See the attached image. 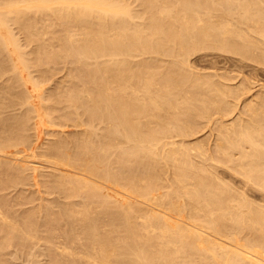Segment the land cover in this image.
I'll list each match as a JSON object with an SVG mask.
<instances>
[{
    "label": "bare ground",
    "instance_id": "6f19581e",
    "mask_svg": "<svg viewBox=\"0 0 264 264\" xmlns=\"http://www.w3.org/2000/svg\"><path fill=\"white\" fill-rule=\"evenodd\" d=\"M130 1H133V0H129V1L128 0H0V48L3 47L7 52H8L9 45H11V48H12L14 44L17 48H19L18 43H16L17 41L16 42L11 41L10 37H8L7 33L5 32L9 28V25H10L9 21L19 24L20 27L25 29L26 31L27 30L30 31L28 28H31L32 25L35 23L33 16L35 18L37 16H39V18L42 17L41 19L45 17L47 20V23L52 24V25L54 24V26L58 25L60 27V28L58 27L60 29L59 31L60 35L54 36L55 35L54 34L53 35L54 37L52 38V39H55V42L57 45H54L50 42H49L50 44L45 43L43 41L44 42L43 45L40 44L41 46H36L35 48L38 47V50H39V47H41V51L38 52V54L40 55L38 58L44 56L42 59H44L45 61H52V60H57L65 56L66 58L69 59L72 65L76 66L74 68H77V70H79L76 74L73 73L74 75L70 73L73 75L72 79L74 80L75 83L72 81L74 84L69 83L66 89H65L66 85L64 86V88L61 87L63 88V90L60 91L62 92L61 93L62 96H60L61 94L57 95L55 91L54 93L52 92L54 94L53 96L55 97L60 96L59 99L61 100L62 98L64 100V102H62L61 100L60 103H66V107L69 110V112H67V115L64 112L62 119H66V122L68 118H69V121L70 120L73 121V116L74 117L76 116L72 115L71 111H74V114L78 113V115H80L83 112L81 116L85 114V116L88 117L87 120L90 118V120H88L89 122L92 120L93 123L100 122L102 123V125L105 123L106 128L104 129V133L101 134V131H102L101 130L100 131L101 135L99 134L98 136V134L96 135L93 133L94 130L90 132V130L92 129L85 131L88 121L80 120V122L85 121L84 124L86 126L85 128L83 127L85 132L84 134H81L82 137L79 136L80 138H82L81 140L79 139V137L75 138L77 139V141L78 140L80 141L79 144L78 142L75 141L77 143V146H73V145H76V144H73L72 145L73 147L72 146L70 147L71 143L68 142L69 150L71 148H74V150L71 149L70 152H68L65 149V147L67 146L66 145L67 143H65V145L60 144L61 142H64L65 139L64 141L59 140L58 141L59 144L56 141L55 143H53L54 145H56L57 143L58 147L57 146L54 147V145L51 147L50 145V148H49L50 150L48 148L45 149V150L47 149L49 150V151L47 150V155L51 153L48 156H52L51 158L54 159L57 164L63 166V168L67 167L69 169L68 172L65 171L67 173V176L63 173V175H65L66 178L63 179V177L60 175L59 176L61 178L57 176H56L57 178L53 177V180H56L54 181L57 184L56 186H59L60 188L61 187L63 188L66 186L68 188V189L64 188L66 191L68 190V192L70 191L73 194L74 193H78V195L80 194V196L83 197L85 200V203L81 204V206L86 204V207H87V204L88 205L95 204L97 207H99V209L101 208L100 210H98L97 213H99V211L104 212V210L105 211L107 210V214H108L109 212L108 210H111L112 212L110 211V213L108 214L110 219H107V218L106 219L110 221L112 220V222L116 221L114 223L118 225L120 224L123 227L122 230L125 233V237L122 236L123 238L121 239L117 238L118 241L117 240L113 241L111 240V238H109V234L103 235L102 234L103 232L100 233L98 230V225H96V223H98L99 220L97 219L96 221L95 218L99 217L100 219V216L102 215L103 212H101L100 216L98 214L95 218L93 217L95 221L93 220V218L92 220L90 218V221H89V218H87V216L86 217L84 216L85 218H82L79 221L82 222V227H84V229L82 230L83 233L81 232L82 236H85L87 238L88 244L86 245L81 244L82 246H79V248L80 247L82 248V250H80V253H81L80 255H82L81 257L87 262V264H264V209L262 210L260 207H256L257 204H258L257 206H260V203H257V204L255 203V207L252 205V203L251 204L248 203V201L246 200L247 195L244 196L243 192L235 193L233 191H236V190L228 189V186H225L227 184L224 180L223 182H225V185H223L224 184L223 182H220V180H218L219 178H218L217 173H214L215 175L212 173L213 180H215L216 178L217 183L220 182L219 185H221L222 183L224 188L222 186L218 187L217 186L218 184H215L216 181L212 180L211 181L212 183H211L208 180V178L212 175L209 173L210 176L208 175L209 177L207 178L208 172L206 170V166L204 165L203 167V170L204 168L206 170L204 171V173L206 172L205 173L206 175H205L204 173H202L203 171L202 169L200 172L199 171L200 169L197 170L198 168H195L196 166L193 165L192 162L194 161L190 159L191 152L189 154V151H191L190 150L191 147H188L189 149H187L185 147V144H180L178 146V144L175 145L173 142H172L173 144L170 143L171 141L170 142L168 141V143L165 142L164 143L165 145L163 144L162 141H165V140H162V139L163 138L167 139L168 137L170 139L171 138L170 136L173 132H174L173 134L177 133V136H182L184 138L187 132L192 128V125L189 126V122L191 124V121L193 120L188 121V118H187L189 116L188 114H187L188 115L187 117H186V114H184L185 117L179 120V113H178L179 109H178V106L176 105L181 106L180 101L179 102L175 101L174 104L172 101H169L170 100L169 97L171 96V95L169 96V92H167L169 97L168 96H167L168 98L165 97V99L167 98V100L166 102H164L163 100L164 98L161 97L160 95L166 96L167 93L162 94L163 93L162 92L161 94H158V92L157 93L155 92V89L152 90V87H155L156 76H158L159 73H160L159 75H162V74L161 72H159L154 77V75H152L153 73H151L153 72V70H151L152 68H150L151 63L148 64L147 61L146 63L143 61H142L143 63H140L141 62L140 61L139 62L140 64H138V66L136 67L133 66L135 64L132 65L133 67L130 64L131 62L130 58H133L135 53H136L135 55H137L139 53L142 54V53L148 52L146 54L150 55V52H153L154 54L158 53L159 55L160 54L159 52H162L163 54L164 53H166L167 55L169 54L168 56H171V60H172L173 59L172 56L174 54L178 55L179 53H181L182 57L183 55L184 56L186 55L187 57L189 54L192 55L193 53H195V51H198V50L200 51L203 49L207 50L206 47L214 48V47L219 46L218 49L220 47H223L224 48L223 50L227 51L225 49L227 48L230 51V49H234L237 45H239L237 43L242 42V41L246 42V40L250 38L248 36L249 35L248 33H250L251 30L250 28H248L247 24H246L247 25L246 29H249L250 31L248 30L249 31L248 32L246 31V29L244 30L243 28L245 27V24L243 26L242 25L243 23L247 22L250 25V22H251V25L252 24L256 25L261 21V19L262 21L264 20V18H262L264 17V13H261L262 11H264L263 9L264 7L262 8L260 7L261 10L263 9L261 12L259 11L260 9L256 10L257 8L252 4L256 2V0L254 1L252 0L251 4H249L250 0H135V2H131V3ZM259 1H261V3ZM259 1L257 4L256 3L255 4L262 6V0H259ZM135 4L137 5L135 6ZM132 5H134L135 8ZM263 6H264V2H263ZM253 7H255V10L257 12L254 10H253L254 12H252L251 9ZM31 13L33 14L30 15ZM236 19L239 25L238 27L234 23L236 22ZM7 24H9L8 28H7ZM263 24H264V21L262 22V26ZM241 25L243 27H240ZM253 25L252 27H254ZM260 26H261V22L258 25L257 29H259ZM262 26L261 28L264 27ZM256 27L257 26H255L254 27L255 30L252 31V33L255 32L254 33L255 35H256V32L257 34H259L261 30L260 28L259 32L256 31ZM32 28L35 29L34 25ZM251 29L253 30V28ZM263 30L264 29H262V31ZM9 31L11 32V30ZM35 33L33 34L31 33V34L35 35ZM36 34L40 35V33H36ZM260 34L258 37L263 39V37L261 36H263L264 34H262L261 36ZM247 36L248 38H246ZM13 39L15 40V38ZM250 39L247 41L248 43L251 42ZM40 40L41 39L38 38V41ZM251 40L253 42V39ZM246 43H245L246 46L249 45ZM243 47H245L244 44H243ZM251 47L255 48V43H254V47L252 46V43H251ZM238 48L237 47L235 48L236 50L235 52H233V54L236 53ZM239 49H242V48H239ZM239 49H238V52L241 51ZM243 49H245L246 51V47ZM155 50H157L156 51L157 53L155 52ZM229 51H227V53ZM248 52L249 50L243 53L247 54ZM229 53H232V51ZM140 54L138 55L139 57H140ZM236 54L240 55L238 53ZM35 56L34 57L32 56V57L35 58ZM261 56H264V55L261 54ZM23 57H26V56H22V57L20 56L18 60L20 59L21 61L22 59L21 62L22 64H24V66H26L27 63L28 64L31 63V61L33 60V58L32 60L28 59L29 57L26 58L25 60V58ZM150 57L152 56L150 55ZM7 58L9 59V57ZM100 59L101 60L103 59V60L101 61ZM11 61L12 60H10L9 62ZM34 61L36 62V59ZM150 61L152 62L153 59L151 60L150 58ZM173 62H175V60ZM15 63L16 62H14L13 64L15 65ZM14 65H13V68L15 67V69L13 71L16 72L15 70L18 65L17 66H14ZM174 65L175 64H173V67H175ZM50 71L52 70L50 69ZM155 71L156 70H154V73H156L158 70L156 72ZM171 72L169 76L167 74L168 71H166V73L163 74L164 77H162V79L163 78L167 79V82L170 84L169 86H173V87H176L177 89L178 88L181 89V92L183 91V96H182L183 98L181 97L183 100L188 95V93H191L192 95L194 91L196 92V94L194 93V95H197L196 98L198 97V95L202 96L200 92H199L200 94L197 93L201 89L197 90V87H195L196 84L192 83L194 82L193 80L190 79L192 82L190 83V81H188L187 84H186L187 81L180 82V80L177 81L176 78L173 80L174 74L171 75ZM70 74H68V79L70 77ZM171 76H173L172 79L170 78ZM133 79H135L136 83H140L138 84V86L141 85L139 86L140 88H138L137 85L136 87L138 88L137 91L139 92H141L142 91L141 89H143L142 91L143 95H141L142 97H138L139 95L136 94L137 91L135 90L137 88L134 87L135 85L134 86L131 85V82ZM65 80H66V77H65ZM197 80L195 79L196 82ZM18 82L20 81L18 80ZM189 84H192V85L190 86ZM60 85H62V83ZM188 85L190 86L189 88L187 87ZM19 87H21V85L18 86V88ZM162 87L165 88L164 86H160L159 88L156 89V91H159V89L162 91L161 89ZM194 87L196 88V90L194 89ZM132 89L135 91H131L132 94L129 92V94L127 95L128 91ZM191 89L194 91H191ZM228 89L229 88H227V91L228 93H230L229 91L231 90L230 89L228 90ZM6 91H8V89ZM153 91L155 92V94L153 93ZM178 91H177V95L179 94ZM184 92L187 93V95L185 94L184 96ZM23 93L21 92L20 96H22ZM2 94L4 95L5 93L2 92ZM191 95H189L190 99L191 98L194 99L195 96L193 97L192 95L191 97ZM58 97H57V100H58ZM160 97L161 99L162 98L163 99L159 100ZM22 98L23 100L24 99L26 100L25 95L24 97L22 96ZM173 99H176V98L173 97ZM187 99L190 101L188 96H187ZM188 100H185V102L188 103ZM182 101L181 103L184 104V102ZM53 105L55 106V104ZM182 107L184 108V106ZM63 108H61V111ZM186 109L188 110V107ZM55 110H58V109H55ZM161 110H164V113L167 112V116L169 117L167 120L166 119L161 120L160 118L157 119L156 117L157 112L159 111L161 112ZM220 110H222L221 107H220ZM174 112H177L178 116L174 114ZM70 113L72 116L71 115L68 116ZM28 115L26 116V119H28L27 118L29 117ZM60 115L62 114L60 113ZM173 115H174V118L177 117L176 120H174ZM184 115L180 114V116H184ZM66 116L68 118H66ZM81 116H79L78 119H80ZM70 117L72 119H70ZM153 118H156L154 122L152 121ZM189 118H192V117L190 116ZM74 119L77 120V118H74ZM144 119H149V120L145 121ZM177 119H178L179 124L176 122L178 125H175L174 123L175 121H177ZM75 120L74 122H77V124L80 123L78 120L77 121ZM63 121L65 122V120ZM154 123H156L157 125H152ZM10 124H13V123H10ZM21 124L22 123L20 122V125ZM260 124H258V126H260ZM262 124L264 125V122H262ZM7 125H6V128H7ZM81 125L82 123H80V126ZM242 125H243V129L245 130H243L241 127L239 129L235 128V130L236 129L239 130V131L236 130L238 131L239 134L236 133L237 134L236 136L230 135L231 137L234 136V137L239 138V140H236V138L235 139L231 138L228 141L224 140V137L228 132V129L227 130L225 129L226 132L224 134V137H222L221 139H222V142L224 141L226 144L223 143L222 145L223 146L226 145V147H229V150L226 147H225L226 150H223L225 148L219 143L218 147H220L219 145H221V148L218 150L216 149V150L217 151L220 150L221 152V149H222V152L220 153L221 156H219L218 160H216L210 157L212 156V154L211 155L207 154L210 157V159L209 157L207 158L209 159L207 161L211 160L210 163L213 161H214L213 163L215 162L222 163V160H223L227 162L228 164H230L232 161H235V160H232V157H233L231 156L232 152L230 154L231 149L233 150L237 149L239 152L238 148H240L241 153L240 154L238 153L240 156L237 155L238 156L237 158H239L238 159L239 161H235L236 163L238 162L237 163L238 167H235V169L239 168L240 166V170L245 173L246 179L244 177L243 179H245V181L248 182L246 184L250 185L249 183H251V184L258 186V188L260 187L261 190H264V155L263 154L261 155L259 153V150H261L264 153L263 151L264 150V130H262L264 126L260 128L261 130H256L257 127L256 126L254 127L253 125L250 124L255 129H252V127H250L249 125V128H248L249 130H247L248 124H246V127L244 124H241V126ZM16 127L20 128L19 125ZM240 129H242L243 132L242 130L240 131ZM232 131H234V129ZM16 132L15 134H17ZM96 132L97 131H95V133ZM230 132L228 133L230 134ZM234 132H232L231 134H234ZM2 134L4 135V132ZM230 136L226 135V137H228L226 139H229ZM9 137H11V135ZM70 138H73V137L71 136ZM234 140H236L237 142H234ZM171 145L173 146L171 147ZM0 146L2 147L0 148V152H1L3 151L1 150L3 149V146L1 143H0ZM165 146H167L168 148L163 150ZM244 146H248L249 149L248 147H246L247 149L245 150L247 151L242 152L241 150L242 149L244 150ZM159 148L160 150L162 148L161 151L164 153V155L163 153L160 155ZM250 148H251V151H249ZM111 149H113L112 150L113 154L111 152ZM114 149L116 151H114ZM45 150H44V153L46 152ZM109 150L112 156L115 155L114 157H112L110 153L108 155ZM157 152H159V154ZM108 156H111V158H113L114 161H112L113 159L109 160ZM222 156H223L222 160L219 161L220 160L219 158H221ZM106 160L108 161L110 165H108V163L105 162ZM103 162H105L106 164ZM112 163L114 165H112ZM164 164H167L165 166L169 165V168L171 169L170 173L173 174V176L171 177V181H170L171 183L170 185H168L170 189L168 187H164L163 189L166 190V193L165 194L158 193L159 196L162 195L164 199L159 200L160 198L158 196V199L153 201V197H154L153 194L155 193L156 190H158L157 188L160 185L159 182L162 179L161 176L164 174L166 175V172L165 173L163 172L165 170ZM222 165H225V164L222 163ZM225 166L227 167V165ZM35 168L37 169V167ZM165 168L168 169V167H165ZM167 169L165 171H167ZM211 169H208V170H211ZM235 169H234V173L236 171ZM215 171L216 170H214V172ZM237 171L236 173L240 174L238 173L240 171L238 172ZM69 173L70 175L68 176ZM230 173H233V171L231 172L230 170ZM160 174L162 175L160 176ZM200 174H204L206 177L203 175H201L203 176L201 177ZM159 176L161 179H159ZM167 177L168 175L166 176V178ZM168 179L170 178H167V180ZM209 179H212V178H209ZM213 182H215L214 185H213ZM241 183H244V182H241ZM183 184H185L186 186H184ZM164 185H166V182ZM254 185H251V186H254ZM64 189H63V192H64ZM167 189H169L170 191L169 190L167 191ZM109 192L110 194L112 192V194L110 195ZM182 193L184 195L187 194L185 196L187 197L185 198V200L187 199L186 201L184 200L182 201V199L184 198L183 197L184 195ZM81 194H83V196ZM128 194L141 197L145 201L147 200L150 203L155 202L154 205H152L154 208L152 210L149 209L150 211H148L145 208L147 211H143V210H136L132 208L131 204H130L131 206L129 205L130 207L128 205H127L128 207L125 206L126 205L125 201L127 200V204H128L127 198L130 197ZM181 194L183 196H181ZM73 196H76V194ZM77 197L79 198V196ZM123 201L125 205L123 204ZM111 204H113L114 207H112L113 205ZM89 206L92 207L93 205H89ZM75 207H76V204H75ZM84 208H85V205H84ZM84 208L81 207V211ZM95 209L96 208L94 207V211H96ZM87 211H90V210L85 209V212ZM70 212L68 211V215L70 214L69 218L72 216L71 215L72 213ZM75 213H76L75 215H78L77 212ZM82 214H83V211L80 214V216H82ZM89 215H92V214H89ZM136 215H138L139 217L140 216L143 217L142 219L140 217V219L143 221V224L140 223V225L138 224L136 225V224L131 223V220L137 217ZM104 216L105 215H103V217ZM6 218L7 216L5 217V219ZM86 218L88 220H86ZM64 220H66V218H64ZM103 220L101 222H103ZM73 223L75 224V222ZM11 225L13 226V224ZM111 225H113V223ZM72 227L74 228L75 226L73 225L70 227L71 231H73ZM149 228L152 229V230L150 229L151 231H153L152 234H148ZM113 229L115 231L116 228H113ZM155 229L158 230L159 234H156L157 230L155 232ZM78 231L80 230H77V232ZM108 232L110 233V230ZM142 232L143 234L145 233L147 235L142 237L141 235H139ZM120 234H123V233H120ZM25 235H28V234L25 233ZM66 236L64 238H66ZM33 238L34 237H31V239ZM68 238H71V237H68ZM77 239H78L77 241L75 240L76 242H78L79 240L81 241L80 235L79 237H77ZM70 242L71 241H69V245L72 244ZM61 247H64V246L61 245ZM69 247L71 248L72 246H69ZM70 248H69V251L71 250ZM74 248L76 249V247ZM62 249L66 250L65 252L68 251L67 246H65ZM58 250L62 251L61 249H58ZM74 250H71V252ZM65 252H64V255L67 254ZM85 261L82 263H85Z\"/></svg>",
    "mask_w": 264,
    "mask_h": 264
},
{
    "label": "rangeland",
    "instance_id": "374dc122",
    "mask_svg": "<svg viewBox=\"0 0 264 264\" xmlns=\"http://www.w3.org/2000/svg\"><path fill=\"white\" fill-rule=\"evenodd\" d=\"M258 1L256 0V2L252 3V0H250L249 4L252 3L257 8L256 10L260 9L259 11L261 12L264 9L263 8L261 10V8L264 7L263 6L264 0H262V6L256 5L258 3ZM131 2H135V0L130 1V3ZM259 2L261 3V1H259ZM137 4H135V6ZM132 6L134 7V5H132ZM257 6H259V7H257ZM255 7H253L251 9L252 12L256 11ZM261 13H264V11H262ZM32 14L33 13H31L30 15H32ZM33 18L35 20V23L38 24L39 26L34 23L33 25H34L35 29L32 28L33 27V25H32L31 28H28L30 31H28V30L26 31L25 29L21 28L19 24L13 23L12 21H9L10 23L9 22L8 23L10 25L7 24V28H8V25H9L10 29L8 28L7 31H5V32L7 33V36L10 37L11 41H13V42L17 41L16 43H18V47L19 48H17L14 44H13L12 48H11V45L8 46V52L3 47L2 48L5 51L2 48H0V52H1L0 53V101L2 102V103L0 102V104H1L0 105V127H1L0 128L1 129L0 130V143L3 146V149H1L3 151L0 152V202L3 203V204L0 203V264H72V263L73 264H85V263L87 264V262L81 257L82 255H80L81 254L80 250H82V248L81 247L79 248V246H82L81 244H85V245L88 244V241H87V238L85 236H82V233H83L82 230L84 229V227H82V222H80L79 220L82 219V218H85L87 216V218H89V221H90V218L92 220V218L93 217L95 218L98 214L100 216L101 212H103V211H101V212L99 211V213H97L98 210H100L101 208L99 209V207H97L95 204H89V205H93L92 207L87 204V207L89 206L91 208H89V207L87 208L86 204H84L85 205V208H84V205L81 206V204L85 203V200H84L83 197L80 196V194L79 195H78V193H74L73 194L70 191L68 192V190L66 191L64 189V188L68 189L66 186L63 187V188L62 187L60 188L59 186H56L57 184L54 182L56 180H53V177L57 178V177L62 176L63 179H64V178H66V176H67L66 172H68L69 169L67 167H66L67 169L65 167L63 168V166L57 164L55 162V160L51 158L52 156H48V155L51 154L50 153L51 151L49 152L50 154L47 155V150L50 148V145H51V147L54 145L53 143H55V141L59 144V142H58L59 140L60 141H64V139H65V141L61 142L60 144L65 145V143H67L66 147L68 149L65 146L64 147H65V149L68 152H70V150L71 149L74 150V148H71L69 150V143H71L70 147L73 144H76V145H73V146H77L76 142H78V144H79L80 141L79 140L77 141V139H75V138H78L79 136L82 137L81 134H84V132L86 130L92 129V130H90V132H92L94 130L93 133L96 134V135L98 134V136H99L100 131L102 130L101 134L104 133V129L106 127H105V123L102 125V123H100V122H94L93 123L92 120L89 122L88 120H90V118L87 120L88 117L85 116V114L83 116H81V114L83 112L80 115H78V113L75 112L76 114H74V111L70 110L72 115L76 116V117L73 116V121L72 120L69 121V118L67 116H66V118H68L67 122H66V119H62L63 115H64V112L67 115V112H69V110L66 107V103H60L61 100H62V102H64V100L62 98H61V100L59 99L60 96H62V94H61L62 92H60V91L63 90L65 85H66V87H65V89H66L67 85H69V83H71V84L75 83L74 80L72 79L73 78L72 76L74 74H76L79 70H77V68H74L76 66L72 65V63L69 61V59L66 58L65 56H63L62 58H59L60 60L57 59V60H52V61H45L44 59H42L44 56L38 58L40 56L38 54V52L41 51V47H39V50H38V47L37 48H35V47L43 45L44 42L45 43H49L50 42V43H52L54 45H57L56 42H55V39H52V38L54 36H56V35H60L59 34L60 33L59 32L60 31L59 28L60 27L58 25H55L56 26L55 27L54 24L52 25V24L47 23V20H46L45 17L43 19H41L42 17L39 18V16H37L35 18L33 16ZM262 18H264V17H262ZM253 19H255V18H253ZM36 20L39 21V22H37ZM259 21H260V19H259ZM263 21L261 19V21H260L261 22V26H262V22ZM40 22L42 23L43 26L41 25ZM260 22L258 24H256V25L252 24L254 27L257 26L256 27V31H258V32H259V30L261 28V26H260L259 29H257L258 25L260 24ZM234 23H235V25H237V27L239 26L238 23H237V19H236V22H234ZM244 24H245V27L243 29L245 30L247 28L246 26L248 25V28H250V30H251L250 31L249 29H246V31H248V30L250 31V33H248L249 34L248 36L250 38L252 37L251 39H253V42L255 41L254 42L255 43V48L251 47V43H252L253 47H254V43L252 42V40L250 38H248V36L246 38H248V40L250 39V41H251L250 43L247 42L248 40H246L247 43L242 41L244 46L246 47V51L249 50L248 53H250V54L243 53V52H246L245 49H243L245 47H243L242 42L238 41L239 43H237V44H239V45H237L236 47L237 48L238 47L242 48L243 51H242V49L238 48L241 51L238 52V49H237L236 53L240 54L241 56L237 55L236 53L233 54V52H235V50H236L235 49L236 47L234 49H230V51L227 48H225L229 52L232 51V53H229V52L227 53V51L223 50L224 49L223 47H220L222 49H220V48L218 49L219 46L218 47H214V48L213 47H206L207 50L203 49V50H200V51L199 50L195 51V53H193L192 55L191 54H189V55L187 54L188 55L187 57H186V55L185 56L183 55V57H185V58L182 57L181 53L178 54L179 57H178V55L174 54L172 56V58H173L172 60L173 61L175 60V62H176L175 63V62H173L171 60V56H168L169 54L168 55L166 53L163 54L162 52H159V50H158V52L161 54V55L160 54L158 55V53L156 52L157 50H155V52L157 54H154L153 52H150V55L152 57H150L149 54H146L148 52L142 53V54L139 53L140 57L138 56L139 54L135 55L136 54L135 53L134 57L130 58V61L132 62V63L130 62V64H131V66L133 64H135L133 66L136 67L140 63H143V62L146 63V61H147L148 64L151 63L150 64V68H152L151 70H153V72H151V73H153L152 75H154V77H155L156 74H158L159 72H161V74H162V75H159L160 74L159 73L158 76H156L155 87H152V90L155 89V92L156 93L158 92V94H161L162 92H163L162 94H164V93L166 94L167 92H169V96L171 95L170 97L168 96V93H167L166 96L165 95H160V96L164 98V99L162 98L164 100V102H166L168 97L170 99V100L169 99L168 100L172 101L173 104H174L175 101L176 102L180 101L181 106L180 105H176V106H178V109H179L178 110L179 120L183 119V117H185L184 114H186V117L189 115L187 117L188 121L193 120V121H191V124L189 122V126L192 125V128L190 127L191 129L187 132V134L185 135L184 138L182 136H177V133L173 134L174 133L173 132L171 134V136H170L171 137L170 139L168 137L167 139H165V138L162 139V140H165V141L161 140L163 142V144L165 142L168 143V141L169 142L171 141L170 143L173 142L175 145L178 144V146L180 144H185V147L187 149H189L188 147H191V149H190L191 151H189V154L191 152L190 159L192 161H194L192 163H193L194 166H196L195 168H198L197 170L200 169L199 171L201 172V169L203 170V167L205 165L206 166V170L208 172L207 173V178L210 176V174L212 175V173L213 174L217 173L218 178H219L218 180H220V182H223V180H224L226 182V184H227V185H225V182H223L224 183L223 185L228 186V189L236 190V191H233L235 193L236 192H238V193L243 192L244 196L245 195L248 196V197L246 196V198H247L246 200L248 201V203H250V204L252 203V205L254 207H255V203L256 204L260 203V206H257L258 205L257 204L256 207H260L263 210L264 207H262V206H264V201H263L264 200V190H261L260 187L258 188V186L254 185V184H251V183H249L250 185L246 184L248 182L245 181L246 176H245V173L240 170V166H239V168L235 169V167H238L237 166L238 162L236 163L235 161H239L238 160L239 158H237V157L240 156L239 155L241 153L240 152V148H238L239 152H238L237 149L236 150L235 149L234 150L231 149L230 154L232 152L231 156L235 157V158L232 157V160H235V161H232L230 164H228L227 162L222 160L223 156L221 158H219L220 159L219 161L222 160V163L227 165V167L225 165H222L221 162H219V163L217 162L218 164L215 162L216 163L215 164V163H213L214 161L211 162V163H210L211 160L207 161V160L210 159V157L218 160V157L221 156L220 153L222 152V149H221V152H220V150L219 151H217V150L221 148V145L223 143L226 144L224 141L222 142L221 138L224 137V134H225L227 129H228V132L232 131L233 129H234L235 132L232 131V132H234V134H231L232 132H230V134L227 132L226 135H228V136L235 135L236 136L237 135L236 133H238V131H239L238 129L240 127L243 129V125L241 126V124H244L245 127H246V124H248L247 125V130H249L248 129L249 125L250 124L253 125L254 123H256V124L253 125L254 127L255 126L257 127L256 130H261L260 128H262V126H264L262 124V122H264V56H261V54L264 55V40H263L264 39V35L261 36L262 34H264L263 33L264 30L262 31V29H264V27H263L264 24L262 26L263 28H261V30L259 32V34L262 33V34H260V36L263 37V39L258 37L259 34H257V32H256V35L254 34L255 32L252 33V31H254L255 28L252 27L251 22H250V25L247 22L243 23L242 25L244 26ZM242 25L240 27H243ZM45 26H47V27H45ZM39 28H41V29H39ZM52 28H54V29H52ZM251 28H253V30ZM31 29H33V30H31ZM9 30H11V32ZM23 30H25V31H23ZM37 30H39V31H37ZM9 32H10V34H9ZM12 32H13V34H12ZM35 32L36 33H40V35L36 34ZM31 33L32 34L35 33V35H32ZM30 34H31V36H30ZM13 38H15V40ZM38 38L41 39V40L38 41ZM51 41H53V42H51ZM236 41H237V39H236ZM245 43L249 44L250 46L249 45L246 46ZM241 45H242V47H241ZM30 46H31V48H30ZM25 47H27V48H25ZM208 48H209V50H208ZM215 48H217L218 50L215 49ZM29 49H31V50H29ZM240 52L243 53V54H241ZM29 54H30V56H29ZM1 55H3V56H1ZM19 55L21 57L22 56H26V57H23V58H25V60L28 57H29L28 59L32 60V58L35 55L36 56H35V58H33V60H32L33 62L31 61V63H29L30 65L27 63V65L25 64L26 66H24V64H22V62H21L22 59H21V61H20V59L18 60V58L20 57ZM165 55H166V57H165ZM7 57H9V59ZM181 57H182V59L184 61L181 59ZM150 58H151V60L153 59L152 62L150 61ZM35 59H36V62L34 61ZM37 59H39V60H37ZM10 60L16 62L15 65L13 64L14 62H12V61H11L12 63L9 62ZM155 61H157L158 63L155 62ZM166 62H167V64H166ZM45 63H46V65H45ZM168 63L170 65V67H169ZM12 64L14 66L18 65L16 70H15L16 72L13 71L15 69V67L13 68ZM173 64H175L174 65L175 67H173ZM176 64H177V66H176ZM158 65H159V67H158ZM53 68H54V70H53ZM70 68L72 69V71H71ZM174 68L177 69V70H175ZM50 69L52 71H50ZM169 69H171V70H169ZM154 70H156V71L158 70V71L157 72L155 71L156 73H154ZM166 71H168L167 74L169 76H170V72L172 71L171 75L174 74L173 80L176 78V80L177 81L180 80V82L181 81H187L186 84L188 83V81H190V83H191L192 82L191 80H193L194 82H192V83L196 84V85L195 84H193V85H195V87H197V90L201 89L197 93L198 94L201 93L202 96L198 95V97L196 98L197 95H194V93L196 94V92L194 90H192L193 89L192 88L191 91H194V93L192 92L193 93L192 94L193 97L195 96L194 99L193 98L190 99L189 95H191V93H188V95H187V93L184 92V96L186 94L188 96V98L190 99V101L187 99V96L183 100L182 99L183 98L182 97L183 96V91L181 92V89H179V88H178L179 89V91H178V89L176 87L169 86L170 84L167 82V79H165V78L162 79V77H164L163 74H165ZM173 71H174V73H173ZM70 73H72V74L74 73V74L72 75ZM68 74H70V77H69L70 80L68 79ZM65 77H66V80H65ZM172 77L173 76H171L170 78L172 79ZM195 79L196 80L200 79V80L199 81L197 80V82H196ZM18 80L20 82H18ZM130 81H129V83H130ZM165 82L168 84V86H167V84ZM205 82H207V83H205ZM61 83H62V85H60ZM156 83H158V84H156ZM138 84H140V83H136L135 79H133L132 82H131V85H133V86L135 85L134 86L135 88H137V87L140 88L139 86H141V85L138 86ZM20 85H21V87L18 88V86H20ZM136 85H137V87H136ZM159 85L160 86H164L166 88V90H165V88L162 87L161 88L162 91L160 89H159L160 92L156 91V89L160 87ZM189 85L191 86L192 84H189ZM189 85L187 86L188 88L190 87ZM7 86H8V88H7ZM11 87H12V89H11ZM61 87H63V88H61ZM134 87H133V89H134ZM171 87H173V88H171ZM195 87H194V89L196 90ZM6 88L8 89V91H6L7 90ZM138 88L135 89V90L137 91ZM227 88H229L231 90V91H229L230 93H228ZM133 89L128 91L127 95L129 94V92L131 93V91H135ZM141 90L143 91V89H141ZM163 90H165V91H163ZM20 91L22 93L23 92L25 93V94L23 93L26 96V100L24 99L25 101L22 98V96L24 97V95L22 94V96H20V94H21ZM54 91H55V93L57 95L61 94L59 97L55 94L58 97L59 101L57 100V97L53 96L54 95L53 94ZM142 91L141 92L137 91L138 93L136 92V94L139 95L138 97H142L141 96V95H143ZM177 91L179 92L178 95H177ZM2 92L5 93L6 95L5 94L3 95ZM155 92L153 91L154 94H155ZM139 93H141V94H139ZM180 93H182V94H180ZM192 95H191V97H192ZM5 96H6V98L8 97L7 100H6ZM51 96H53V97H51ZM178 96L180 97V99H179ZM161 97L159 98V100L161 99ZM165 97H167V98L165 99ZM173 97H175L177 100L173 99ZM21 100H22V102H21ZM185 100H188V103L185 102ZM181 101L184 102V104L185 103L186 104L185 105L182 104ZM201 102L202 103L204 102V103L202 104ZM53 104H55V106ZM177 104H179V103H177ZM61 105H63V106H61ZM182 106H184V108ZM187 107H188L189 111L186 109ZM220 107H221L222 110H220ZM61 108H63L65 111L63 109L61 111ZM55 109H58V110H55ZM59 109H60V111H59ZM81 111H79V112H81ZM184 111H186V112H184ZM191 111H192V113H191ZM197 111L200 112V113H202V112L203 113L200 114ZM60 113L62 115H60ZM71 113L68 116H70ZM178 113L174 112V114H176V115ZM164 114H166V115H164ZM180 114H183L184 116H180ZM27 115L29 116V117H27L28 119H26ZM79 116H81L80 119H78ZM164 116H165V118H164ZM190 116L192 118H189ZM58 117H59L60 120L58 119ZM156 117H157V119L160 118L161 120H164V119L167 120L169 118L167 116V112L164 113V110H161V112L160 111L157 112ZM162 117H163V119H162ZM180 117H182V118H180ZM74 118H77V120L79 122H80V120H87L88 121L87 122L88 123L87 126L84 124L85 121H83V122L81 121L80 123H82V125L80 126V123L77 124V122H74V120H75ZM173 118H174V115H173ZM176 118L177 117H175L174 120H176ZM70 119H72V118L70 117ZM26 120H28V121H26ZM63 120H65V122ZM77 120H75V121H77ZM144 120L146 121V120H149V119H144ZM155 120H156V118L152 119L153 122ZM259 121L261 122L262 125L260 124ZM20 122L22 123L21 125H20ZM70 122H72V123H70ZM176 122L179 124L178 119H177V121H175V123L173 122L175 125H178ZM10 123H13V124H10ZM91 123L94 126H92ZM96 123H98V124H96ZM258 124H260L261 127L258 126ZM6 125H7L8 129L6 128ZM18 125L20 126V128L16 127ZM88 125H90V126H88ZM97 125H98V127H97ZM152 125H157V124L154 123ZM251 125H250V127H252V129H255ZM85 126H86V129L84 131L83 127L85 128ZM235 128H238V129H236L238 131H236ZM6 129H7V131H6ZM219 129H221V130H219ZM242 129H240V131ZM243 130H245V129H243ZM243 130H242V132H243ZM262 130H264V127L262 128ZM1 131H2V133L4 132V135L1 133ZM95 131H97V132L95 133ZM15 132L17 134H15ZM88 133H89V131H88ZM10 135H11V137H9ZM226 135L224 137V140H226V141L230 140L231 138H233V139L236 138V140H239V138L234 137V136L233 137L230 136L229 139H226V138H228V137H226ZM71 136L73 138H70ZM84 136H86V135H84ZM80 137H79V139L81 140L82 138H80ZM2 138H3V140H2ZM22 140L25 141V142H23ZM236 140H234V142H237ZM57 143H56V145H54V147H56V146L58 147ZM161 143H160V145H161ZM219 143L221 144V145H219L220 147H218ZM163 144H162V146H163ZM172 146L173 145H171V147ZM159 147H161V146H159ZM192 147H193V149L195 151L192 149ZM223 147L225 148L226 145L223 146ZM246 147H248V146H244V150L242 149L241 151L242 152L247 151V150H245V149H247ZM0 148H2V147L0 146ZM46 148H48V149L45 150ZM167 148L168 147L165 146V148H163V150L167 149ZM226 148L229 150V147H226ZM226 148L223 149V150H226ZM157 149H158V147H157ZM248 149H249V147H248ZM261 149H262V147H261ZM44 150L46 151L45 153H44ZM112 150L113 149H111V152L113 154ZM161 150H162V148H161ZM161 150L159 148L160 155L163 153ZM114 151H116V150L114 149ZM249 151H251V148H250ZM260 151L261 150H259V153L261 155L262 154L264 155V153L262 151L261 152ZM159 152H157V153L159 154ZM109 153H110V150L108 151V155H109ZM205 154L206 155L207 154H209V155L212 154L213 157L212 156L209 157L208 155L206 156ZM110 155H111V153H110ZM160 155H158V156H160ZM163 155H164V153H163ZM111 156H108L109 160L113 159V158H111ZM114 156L115 155H113L112 157H114ZM208 157H209V159H207ZM112 161H114V159ZM112 161H110V162H112ZM29 162H31V163H29ZM105 162L108 163L107 160ZM105 162H103V163H105ZM232 163H234V164H232ZM108 165H110V164L108 163ZM112 165H114V164L112 163ZM165 165H167V164H164V166ZM214 166L217 167V168H215ZM231 166H233V167H231ZM33 167L34 168L37 167V169L36 168L34 169ZM165 167H168V169L165 168ZM165 167H164V169L165 170L167 169V171L164 170L163 172L164 173L166 172V175L162 172L164 174V175L160 174V176L162 175L161 176L162 179L159 176V179H161L159 184L160 185L162 184L161 185L162 189H161V187L159 185V187L157 188L158 190H156L155 193L153 194V196H154L153 197V201L158 199L159 194H161V193L165 194L166 190L163 189V188L164 187H168L169 188L168 185H170V183H171L170 181H171V177L173 176V174L170 173L171 169L169 168V165L165 166ZM208 169H211V170H208ZM218 169H219V171H218ZM234 169L236 171L238 169V171H240V172H238V171L237 172L240 173V174H237L236 171H235V173H236L235 174L234 173ZM206 170L204 168L202 173H204V171H206ZM214 170H216V171L214 172ZM230 170H231V172L233 171V173H230ZM219 172H220V174H219ZM241 172H242V174H241ZM63 173L66 176L63 175ZM204 174H200V176L201 175L205 176L206 174L205 175ZM69 175H70V173L68 174V176ZM167 175H168L167 178H170V179H168L169 181L166 178ZM169 175H170V177H169ZM239 175H241V176H239ZM203 176H201V177H203ZM243 177L245 179H243ZM209 178H212V179H209ZM209 178H208V180L211 182L213 180V175L210 176ZM239 178H240L241 181L239 180ZM164 180H165L167 186L164 185L165 184ZM213 181H216V178ZM220 182H218V183H217V181H216V183L213 182V185L215 183V184H218L217 185L218 187H220V186L223 187L222 183H221V185H219ZM241 182H244V183H241ZM183 185L186 186L185 184H183ZM251 185H254V186H251ZM55 187H57V188H55ZM63 189H64V192H63ZM169 189H167V191ZM60 190H62V191H60ZM72 194L73 195L76 194V196H73ZM109 194H110V192H109ZM111 194H112V192H111ZM182 194H181V196L184 195V194L183 195ZM64 195L66 196V198H65ZM70 195H72V196H70ZM81 195L83 196V194H81ZM128 195L130 196V197L127 198L128 199V204H127V200L125 201L126 205L124 204V201H123V204L125 206H127V205L129 206L131 204L132 208H134L136 210H143V211H147V210L150 211L149 209L152 210L154 208L152 205H154L155 202L154 203L151 202V203H153V204H151L150 202H148L147 200L145 201L141 197L133 196L131 194H128ZM186 195L183 196L184 198L182 199V201L183 200L184 201L187 200V199L185 200V198H187V197H185ZM77 196H79V198ZM252 196H253V198H252ZM161 197H162V195L159 196V198H160L159 200L164 199L163 197L162 198ZM119 199H121V198H119ZM121 200H123V199H121ZM75 204H76V207H75ZM78 204H80V205H78ZM111 205H113V204H111ZM81 207L84 208L82 210L83 211V214H82L83 217L80 216V214L82 213ZM94 207L96 208L95 209L96 211H94ZM112 207H114V205ZM85 209L86 210H90V211H87L88 212L87 213V212H85ZM64 211H66V212H64ZM68 211L69 212L71 211L70 213H72L71 214L72 216L70 218H69L70 214L68 215ZM108 211H109L108 212V214H109L111 210H108ZM75 212H77L78 215H75L76 214ZM85 213H86V215H85ZM65 214H66V216H65ZM89 214H92V215L94 214V215L92 216V215H89ZM108 214H107V210L106 211L104 210V212L100 216V219H99V217L95 218L96 221H97V219L99 220V222L96 223V225H98L99 232L100 233L103 232L102 233L103 235H108L109 234V238H111V240H113V241H116L117 238L121 239V238L125 237V233L122 230L123 227L120 224L118 225V224L114 223L116 221L112 222V220L111 221L107 220V219H110ZM73 215H74V217H73ZM103 215H105V216L103 217ZM6 216H7V218H6L7 220L5 219ZM63 216H65V217H63ZM136 216L139 217L138 215H136ZM137 217L133 218L131 220V223L132 224H136V225L137 224L140 225V223L143 224V221L141 220L143 217L140 216L141 219H140V217L139 218H137ZM64 218H66V220H64ZM87 218H86V220H88ZM94 218H93V220H94ZM49 219H50V221H49ZM60 219L61 220L63 219V220L61 221ZM67 219H68V221H67ZM73 219H74V221H73ZM77 220H78V222H77ZM102 220H103V222H101ZM12 222H14V223H12ZM73 222H75V224ZM76 223L78 225L80 223V225L78 226ZM112 223H113V225H111ZM11 224H13V226ZM71 224H73L75 226L74 228L72 227V230L74 232L70 230V227L73 226ZM60 225H61V227H60ZM101 225H103V226H101ZM118 226H120L121 228L118 227ZM104 227H106V228H104ZM11 228H13V229H11ZM113 228H116L115 231H114ZM107 229L110 230V233L108 232L109 230H107ZM150 229L151 228H149L148 234H152L153 233V231H151L152 229L151 230ZM77 230H80V231L77 232ZM116 230H118V231H116ZM156 230L157 229H155V232H156ZM158 230H159V228H158ZM158 230H157L156 234H159ZM60 231H62V232H60ZM25 233L28 234V235H25ZM63 233H64L65 236L67 235L66 238H64L65 236L63 235ZM120 233H123V234H120ZM73 234L74 235L76 234L77 236L76 235L74 236ZM79 235H80L81 241L79 240L78 242H76L78 240L77 237H79ZM139 235L144 237L147 234H145V233L143 234V232H142ZM25 236H27V237H25ZM31 237H34V238L36 237V238L35 239L34 238L31 239ZM68 237H71V238H68ZM27 238H28V240H27ZM37 239L40 240V241H38ZM65 239H67V240H65ZM73 239H74V241H73ZM45 241H47V242H45ZM69 241H71L70 243H72L74 245H72V244L69 245ZM86 241H87V243H86ZM48 242H49V244H48ZM82 242H84V243H82ZM61 245H63L64 247L67 246L68 247V249H67L68 251L65 252L66 250L62 249L64 247H61ZM68 245L72 246L73 248L72 247L70 248ZM74 247H76V249ZM69 248L71 250L75 249L74 250L75 252L74 251L71 252V250L69 251ZM58 249H61L62 251H60ZM61 252H63V253H61ZM64 252L67 253V254L64 255ZM73 253H75V254H73ZM77 253H78V255H77ZM29 254H30V256H29ZM59 254L60 255L62 254V255L60 256ZM33 261H34V263H33ZM65 261H66V263H65ZM84 261H85V263H82Z\"/></svg>",
    "mask_w": 264,
    "mask_h": 264
}]
</instances>
